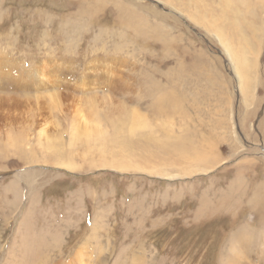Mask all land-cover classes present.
Returning a JSON list of instances; mask_svg holds the SVG:
<instances>
[{
  "label": "rangeland",
  "instance_id": "374dc122",
  "mask_svg": "<svg viewBox=\"0 0 264 264\" xmlns=\"http://www.w3.org/2000/svg\"><path fill=\"white\" fill-rule=\"evenodd\" d=\"M29 212L64 255L105 219L109 264H264V0H0L7 251Z\"/></svg>",
  "mask_w": 264,
  "mask_h": 264
},
{
  "label": "bare ground",
  "instance_id": "6f19581e",
  "mask_svg": "<svg viewBox=\"0 0 264 264\" xmlns=\"http://www.w3.org/2000/svg\"><path fill=\"white\" fill-rule=\"evenodd\" d=\"M238 18H239V16H236L235 19L237 21L234 22L232 19V21L230 23V30L232 32L237 31L235 24L239 23ZM87 127H88L87 124H84L83 130H85ZM89 127H92V126H89ZM81 131H82V129L78 128V129H76V132L74 134H76L78 136ZM89 131L90 132L93 131L92 128H89ZM69 170H71V169H69ZM38 207L35 206L33 208L34 210H30V212L31 211L35 212V210ZM39 210H40V208H39ZM18 211L14 212L13 210H11V213H10L11 219L18 220L17 219L18 214H20V213H18ZM112 211H113V209H112ZM30 212H29L28 216L26 217V219L22 222V224H20L21 227H23V228H18L16 230V232H17L16 237L12 243V246L8 247L9 251L6 250L5 243H4L5 242L4 238H5V234H6L7 230L4 229L2 232L0 231V253H2V255H4L7 252L6 258H4L0 264H109L111 261V253H113V255H114V253L116 252L115 248L111 247L112 242H111L110 237L113 236L115 241L118 243L122 239L120 238V235L117 236V234H120L121 232L124 233V231H122V230L116 231V229H111L112 230L111 231L108 223L105 222L106 220L102 219L100 221L101 224H98V223L95 224V222L93 223V226L91 227V233H90V235H88L87 239L85 238L86 240L84 239V242H81V241L78 242V245L75 249H73L69 253L67 252L68 253L67 255H64L65 251H67L68 249L71 248V245H74L75 243H77V241L79 239L82 240V237L80 234H81V232H84V229H83V231L80 230V228H81L80 221L75 223L76 226L74 225L75 227L73 229H70V231H68V229H66V228L63 229V227H62L63 224H61V223H59V225H56V224H53L54 222L52 224L49 222L50 224H47L45 227H42L41 221L39 224H37V221L39 219L38 220H32L31 219L33 216L30 214ZM96 212L98 214L102 213V211L99 213L97 211V209H96ZM50 213L51 212H49V214ZM52 213L54 216L55 210ZM52 213H51V215H52ZM15 215H17V216L14 217ZM106 219H107V217H106ZM60 220H61V218H60ZM85 220H86V218H85ZM47 221H49V220H47ZM109 221H110V219H109ZM114 221H116V220H114ZM55 222H56V220H55ZM11 226H13V225H11ZM69 226H70V224L67 225V227H69ZM122 229L125 230L124 222H123V228ZM154 230H156V229H154ZM9 233H11V232H9ZM100 233L103 235L100 236ZM66 234H68V235H66ZM129 234L128 235L126 233L123 234L125 236L123 239V242H128L125 239L129 238ZM72 238H73V240H72ZM144 238L138 242L139 243L138 245H140V246L141 245H147L148 246V242ZM66 239L67 240L71 239V241H67ZM104 242L106 243V246L103 245ZM17 243H19V244L17 245ZM9 245H10V242H9ZM14 246H16L17 248L15 249ZM68 247H70V248H68ZM193 250H196V249H193ZM125 251H127L126 248L123 249V252H125ZM140 252H143V254L141 256H137L134 251L131 252V254L133 256L132 262H131L132 264H146V262H145L146 261V259H145L146 254H145L144 250H140ZM172 253H169V254L172 255ZM126 254L128 257H129V255H131V254H128V251ZM192 254H193V252H192ZM195 255H197V254H195ZM127 256H125V257H127ZM193 256H194V254H193ZM232 256H233V249H230L229 255H228V261L229 262L231 261ZM102 259L105 260L104 263H102V261H101ZM196 259H197V257H196ZM196 259L194 257V260H196ZM189 260L191 261V259H189ZM176 263H177V261H176ZM193 264H195V263H193ZM211 264H213V263H211Z\"/></svg>",
  "mask_w": 264,
  "mask_h": 264
}]
</instances>
